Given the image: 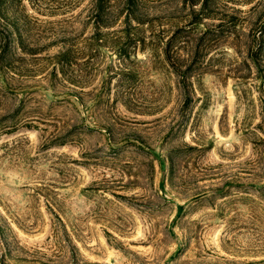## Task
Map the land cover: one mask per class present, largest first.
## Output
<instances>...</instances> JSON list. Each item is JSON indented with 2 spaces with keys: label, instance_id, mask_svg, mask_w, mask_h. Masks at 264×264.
<instances>
[{
  "label": "rangeland",
  "instance_id": "rangeland-1",
  "mask_svg": "<svg viewBox=\"0 0 264 264\" xmlns=\"http://www.w3.org/2000/svg\"><path fill=\"white\" fill-rule=\"evenodd\" d=\"M0 264H264V0H0Z\"/></svg>",
  "mask_w": 264,
  "mask_h": 264
}]
</instances>
